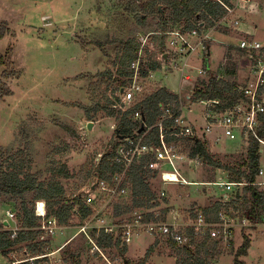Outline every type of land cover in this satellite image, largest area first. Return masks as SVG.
Returning a JSON list of instances; mask_svg holds the SVG:
<instances>
[{
  "label": "rangeland",
  "instance_id": "1",
  "mask_svg": "<svg viewBox=\"0 0 264 264\" xmlns=\"http://www.w3.org/2000/svg\"><path fill=\"white\" fill-rule=\"evenodd\" d=\"M129 1L0 0V33L5 34L4 38L0 39V56L5 55L8 62L7 67L0 68V81L5 82L12 91L11 96L0 101V146L16 149L21 144L22 148L29 144L35 162L33 171H39L42 178L49 176L48 170L66 165L71 178L59 180L65 189L66 200H73L76 197L83 199L85 197L83 191L98 179L91 175L87 178V175L101 163L99 159L110 151L116 129L115 119L107 118L101 112L95 121H88L84 111L76 105L90 106L94 97L97 95L99 98L105 91L104 85L96 91L97 94H91L93 84L99 81L96 76L108 69L114 71L113 61L119 58V53L129 39H136L141 46L147 47L146 52H141L144 65L151 58H156L162 65L161 71L150 72L148 80L141 77L140 83L152 93L161 87L163 78L167 77L163 83L171 92L180 94L185 122L196 129L198 139L205 144L206 137H202V131H205L207 126L206 110L210 107L203 101L193 102L196 88L202 83H207L212 75L217 79L235 83L238 89L246 88L255 81L254 62L248 58L249 54L239 50L237 45L246 37L259 41L264 47V8L254 7L248 13L237 14L236 17L241 18V25L238 28L235 26L230 28L229 23L227 26L216 23V30L209 29L211 38L208 45L209 50L212 49L209 62L211 67L214 65V70H211V75L204 72L205 74H201L200 77L196 70L204 69L202 59L206 56L205 52L201 56L197 52L186 60L185 54L180 56L173 54L168 41L164 52L160 51L156 40V31L159 29L157 15L148 18L146 24L142 26L138 24L135 14L128 11L137 7L135 3ZM184 25L186 24L179 26ZM202 25L205 26L204 22L200 26ZM179 26L171 27L169 32ZM243 30L248 34L243 33ZM212 31L214 32L211 33ZM185 64L188 65L187 68ZM6 69L15 71L18 76L12 80H4L3 73ZM151 73L154 75L153 78ZM115 88L119 90L118 83L111 84L108 89ZM214 100L225 104L221 99ZM89 123L93 124L90 129ZM59 124L67 125L71 132H66ZM216 131L218 130H214L215 134ZM219 134L218 132L216 135ZM226 141L223 138L220 147L223 152L217 151L219 147L214 148L212 152V147L210 153L224 164L232 166L241 163L248 148V139L244 141L237 139V144ZM181 143L174 149V153L181 157L174 158L177 169L187 181L198 183L202 180L204 186L165 185L161 180V171L160 177L151 184L155 194L159 195V201L163 202V204L160 202L162 208L157 207L161 217L168 222L171 219L177 220L184 226L194 221L193 214L196 210L201 211L202 205L209 206L223 199L222 196H218L220 187L212 185L217 182V170L201 161H192L188 157L187 145ZM206 146L210 150V147ZM261 151L262 174L258 181L263 184L264 145H261ZM169 168L170 166L167 171H170ZM221 176L225 177L222 174ZM242 188L233 186L228 190V195L233 197L232 194L240 193ZM162 189L165 190L167 198L160 196ZM128 194L121 201L125 200ZM1 203L5 208L0 205V225L4 223L9 225L7 213L10 212L15 214V220L10 222V225L17 227L21 232V226L16 219L15 204L8 201H0ZM165 204L169 208L168 206L166 208ZM163 208L167 210H160ZM109 213L112 211L105 213L108 215V221L118 219L115 214ZM232 219L236 227L232 231L231 244H225L223 254L213 264H234L237 249L243 244L245 228L247 229L245 234L249 235L251 240V247L247 256L240 260L244 264H264V222L255 231H250L248 226L243 228L240 226L250 225L248 222L240 221L239 218ZM84 222L75 216L73 226L61 227L59 236L57 235L59 231L56 232V237L44 236L43 242L50 246L46 252L53 251L64 242L68 243L75 238L78 228ZM158 241V249L153 248L149 254H145L144 246L151 242V238L138 240L136 243L143 244L142 252L138 253L140 251L137 250L134 255L127 254L128 264L164 262L175 264L174 248L164 238H159ZM68 245L72 253L79 255L81 264H127L126 259L114 248L103 250L108 261L99 254L93 257L90 254V245L83 235H78ZM23 249L21 246L19 250L13 252L16 259L24 260L30 256ZM65 251L66 249L57 254L62 256L64 264L65 258L68 259Z\"/></svg>",
  "mask_w": 264,
  "mask_h": 264
},
{
  "label": "trees",
  "instance_id": "2",
  "mask_svg": "<svg viewBox=\"0 0 264 264\" xmlns=\"http://www.w3.org/2000/svg\"><path fill=\"white\" fill-rule=\"evenodd\" d=\"M131 1L137 7L128 11L135 14L138 24L144 26L148 18L157 15L159 29L156 31V40L159 43V50L162 52H164L168 39L165 33H168L171 27L186 24L183 28L186 31H191L198 29L199 22H204L206 28H211L226 15V10L223 7L207 0H147L144 2L143 0H130L129 3ZM225 1L229 2V0ZM159 8H162V10ZM199 30L202 31V29ZM4 35V33H0V39H3ZM206 46L208 49L210 48L208 43H206ZM140 47L138 40L129 39L125 43L122 52L119 53V58L113 61L114 71L108 69L96 76L99 81L93 84L94 88L91 94H97L96 91H99L104 85L106 86L105 91L100 94L99 98L96 95L90 106L76 105L84 111L88 121H95L101 112L107 118L116 120L111 149L105 153L101 163L95 167L93 172L88 173L87 178L91 175V177H98V179L111 182L115 174L121 173L123 166L116 162V157L119 147L126 146L128 141L140 140L142 146L154 150L143 155L140 159H135L127 171L124 186L129 194L125 200L114 206V214L118 218L129 216L136 210H151L160 207L159 195L155 194L151 184L153 180L159 177L160 173L159 170H155L153 167L157 162V151L161 146L157 123L166 109L170 108L173 113L177 114L182 108L179 95L164 87H160L152 93L144 94L125 109L119 98L118 89H108L114 83H118L119 87H125L129 83V78L133 76L131 64L137 60ZM248 58H251V56H248ZM7 63L6 56L1 55L0 68L7 67ZM145 66L146 69L141 71L143 77H148L150 72L156 73L162 69V65L156 58H151ZM210 67L208 51L203 59V68L210 74ZM17 76L18 74L15 71L9 69H6L3 73L4 80H12ZM11 95L12 91L7 84L0 81V101ZM263 95L264 85L259 89L260 98ZM242 97L243 95L239 93L235 83L217 79L212 75L207 83H202L200 87L196 88L193 102L221 99L225 102L226 107H229L237 103ZM119 107H122V109ZM136 113L140 114L141 120L134 119ZM142 117H145V123H142ZM259 119L260 127L256 135L264 140V114H261ZM143 124L145 129L139 133ZM173 124L172 120L164 123V129L168 134L166 138L168 145L178 146L180 142H182V145L186 144L188 157L192 161H201L214 170L226 171L229 175V183L243 187L241 192L236 194L228 203L216 201L201 212H195L193 220L202 213L207 222L216 223L219 220L220 213H225L230 218H239L240 221L248 222L252 225L249 230L255 231L257 226L264 222V187H261L262 185H259L260 182L258 181L261 176V144L256 135H250L245 158L240 161L241 163L231 166L218 161L210 153L207 144L196 137L178 139L170 136ZM59 127L66 132H71L67 125L59 124ZM30 149L29 144H26L25 148H22L21 144L16 149L0 146V201L15 204L16 219L22 229L15 239L11 238L9 232L0 233V254L7 260H11V254L19 250L21 246L24 248L25 253L31 257L42 255L50 249L49 244L43 242L45 233L38 230L41 225V218L35 215L36 202L45 201L47 218L56 219L61 227L73 226L72 221L75 216L83 222L93 215L92 209L85 205L81 197L66 200L65 189L59 180L71 178L68 167L63 165L58 169L48 170L49 176L42 178L39 171H33L35 162ZM153 218L154 215L149 214L146 216V221ZM162 220L165 221L164 218ZM0 228H2V225H0ZM245 230L247 229H243V244L237 249L234 264H244L240 259L247 256L251 247L250 237L245 234ZM187 240V243L183 246L173 241H166L176 252V264H213L215 260L221 257L225 249L223 239H214L209 236L197 238L190 229L187 232ZM97 245L105 251L114 248L125 259L127 249H121L120 241L115 239L114 235L101 232L97 237ZM68 246L63 249H66L65 253L68 255V259L65 258L64 260L65 264L67 262L69 264H81L79 255L72 253ZM45 262L47 260H38L33 264H45Z\"/></svg>",
  "mask_w": 264,
  "mask_h": 264
},
{
  "label": "built area",
  "instance_id": "3",
  "mask_svg": "<svg viewBox=\"0 0 264 264\" xmlns=\"http://www.w3.org/2000/svg\"><path fill=\"white\" fill-rule=\"evenodd\" d=\"M207 1L220 5L226 10V15L218 22V24L221 23L223 26H227L229 23L228 26L230 28L234 26L236 28L240 27L241 18L236 17L237 14L242 12L248 13L250 10H253L254 7L264 8V0H229V2L225 0ZM201 23L202 22L198 23V29L191 31H186L183 26H179L178 28L173 29V31L165 33L168 37L167 41L169 43V48L170 50H173L172 52L174 55L180 56L181 54H185L187 60L197 52L198 55L201 56V54L204 55V52L206 54V52L209 51L206 46V43H208V40L211 38L209 34L211 30L209 29L212 28L213 30H216L217 27L213 26L211 28H206V26H200ZM199 29H202V31ZM213 32L214 31L211 33ZM237 46L251 56L250 59L254 62L253 75L255 76V81H252L246 88L238 89L243 97L237 103L229 107H226V105L219 100L203 101V103H206L207 107L210 108L206 110L207 126L205 131H202V137L216 135L219 132L220 134L217 135L216 142H220L223 138L229 142H236L237 139L243 141L244 139L249 140L251 134L256 135L257 130L260 127L259 116L264 114V95L261 98L259 96V89L264 85V58L262 55L264 47L257 40L246 38H242ZM146 50L147 47L145 45L140 47L137 60L131 64L133 76L129 78V83L125 87H120L121 90H118L119 98L121 99L124 109L135 103L144 94L150 93L147 88L140 83V79L143 77L141 71L142 69H146V67L143 68L145 65L141 52L144 53ZM199 59L201 60V57H199ZM187 67L188 65L185 64V68ZM196 71L197 75L200 77L201 74L207 73V71L202 68L201 70ZM181 72H185V70H181ZM151 76L152 78L154 77L152 73ZM144 78L145 80L147 79V77ZM188 81H190V78H188ZM119 108L122 109V107ZM134 119L141 120L140 114L136 113ZM169 120H172L174 123L170 136H174L178 139L198 138V132L196 129L185 122L182 116V108L177 114L173 113L170 108L166 109L157 123L161 146L157 151V162L153 167L155 170L161 171V180L165 185H189V183L181 176L175 164L174 158L181 159V157L174 153L175 146L168 145L166 142L168 134L164 129V123ZM214 128L218 130L216 131V134L214 133ZM257 139L261 145H264L263 139L258 137ZM153 151L152 148L142 146L140 140L128 141L126 146L119 147L118 155L116 157V162L123 166V171L115 174L111 182L96 179V181L83 191L85 194L83 202L87 207L92 209L93 215L86 219L84 224L78 228L76 237L78 235H83L86 238L91 248L90 254L93 257L99 254L100 257L105 259V261L107 260L103 249L97 245V237L101 232L114 235L115 239H119L121 249L130 246L139 234L148 235L156 240L164 238L165 241H173L178 245L183 246L188 241V229L192 230L194 236L197 238L209 236L214 239H223L225 244L231 242L233 235L232 231L236 225H234V220L225 213H220L219 220L216 223L207 222L204 215L200 213L194 221H191L184 226L178 223L177 220L170 222H168V220L164 221L158 211L148 210L134 211L129 216H125L126 218H118L119 220L114 218L108 221L109 218L108 215L105 214L106 211H112L109 215H114V206L128 193V190L124 186L127 179L128 168L131 166L134 159H140L143 155ZM100 160L101 159H99V161ZM168 166H170V171H167ZM261 184L262 183L259 185ZM216 185L239 186L238 184H226L222 182H219ZM262 185H264V183ZM160 196L166 198V192L162 191ZM228 202L229 201H224L223 203ZM150 213L154 215V218L150 221H146V216ZM35 215L36 217L41 218V225L38 230L44 232L45 236H55L56 232L61 229V226L57 225L56 219L47 218V205L45 201L36 202ZM7 217L9 225H5L4 223L2 228H0V233L9 232L11 238L15 239L20 231L17 227L10 225V222L15 220V214L8 212ZM243 224L245 223L243 222ZM240 226L242 228L247 226V228L252 227V225ZM69 243L70 242L66 243L55 252H45L36 257L29 256L24 260L16 259L13 253L11 254V260H7L1 255L2 262L0 264H22L27 262L33 264L38 260H47L45 264H64L62 256L56 254L62 252Z\"/></svg>",
  "mask_w": 264,
  "mask_h": 264
},
{
  "label": "crops",
  "instance_id": "4",
  "mask_svg": "<svg viewBox=\"0 0 264 264\" xmlns=\"http://www.w3.org/2000/svg\"><path fill=\"white\" fill-rule=\"evenodd\" d=\"M250 14V13H249ZM243 33H245V34H248L247 33V31H242ZM244 38V37H243ZM246 38V37H245ZM216 50H214L213 51V53H214V56L216 57V52H215ZM209 55H210V57L212 56V49H211V51L209 50ZM211 62H212V58H211ZM214 66V65H213ZM210 67L211 68V70L214 68V67ZM214 70V69H213ZM167 78V77H166ZM166 78H163V80H162V85H161V87H164V88H167L166 86H165V84L163 83L164 82V80L166 79ZM219 79H221V78H219ZM168 89V88H167ZM169 90V89H168ZM170 91V90H169ZM177 95H180L179 93L177 94ZM216 137H217V135H211V136H206V138H205V141H206V143H207V145L210 147V152H211V148L213 147V150H212V152L215 150L214 148H216V147H219V150H217L219 153L220 152H223V149H221L220 147L222 146V144H223V140H221L220 142H216ZM203 140V139H202ZM227 142V141H226ZM229 142V141H228ZM230 143H235V144H237V142H230ZM211 144V145H210ZM261 153H262V151H261ZM263 170V169H262ZM216 174H217V182H216V184L217 183H219V182H222V183H226V184H228L229 183V175H228V173L226 172V171H223V170H217L216 171ZM221 174L222 175H224L225 177H223V176H221ZM185 179V178H184ZM186 180V179H185ZM187 181V180H186ZM187 182H189V181H187ZM215 183L214 184H212L213 186H217ZM176 186H182V187H191V185H193V186H204V184H202V180H200V182H198V183H191V182H189V185H181V184H175ZM222 188V189H220V188ZM231 187H233V186H219L218 185V188H219V194L220 195H218V196H222V199L223 200H219V201H222V203L224 202V201H230V200H232V198H234V196H235V194H232L233 195V197L232 196H229L228 195V190H230V188ZM164 189H162V191H163ZM161 191V192H162ZM165 191V190H164ZM233 193V192H232ZM167 198V197H166ZM2 202V201H1ZM161 202V201H160ZM162 204H163V202H161ZM2 207H4V204L3 203H1L0 204ZM162 206V205H161ZM167 204H165V207L167 208ZM210 206V205H209ZM202 207V210L204 209V208H206V207H208V204L207 205H202L201 206ZM5 208V207H4ZM159 208H162V207H159ZM168 208H169V206H168ZM157 210H159V209H157V208H155V209H151V210H148V211H157ZM160 210H167V209H160ZM201 210V211H202ZM201 212L200 210H196V212ZM151 214V213H150ZM171 221H172V219H171ZM60 232H61V229L59 230V232L57 233V235L59 236V234H60ZM57 235H55V237L57 236ZM78 237V236H77ZM76 238V237H75ZM75 238H73V239H75ZM141 238H151V242L149 243V244H147L146 246H144V249H143V244H141V243H136V242H138V240H140ZM73 239H71V240H73ZM154 238H152V237H150V236H148V235H145V234H139V235H137V237H136V239L133 241V243L130 245V246H128V247H126V249H127V253H126V255L128 254V256H130V254L131 255H134L136 252H138L137 250H139L140 252H138V253H141L142 252V249L143 250H145L146 251V253L145 254H147L148 252H150L149 251V249H158V245H159V242L156 240V239H154ZM70 240V241H71ZM69 241V242H70ZM66 243L64 242L61 246H59V247H57L55 250H53V252H55V251H57L59 248H61V247H63L64 245H65ZM138 244V245H137ZM147 249V250H146ZM59 254V253H58ZM57 255V254H56ZM125 258H126V256H125ZM173 261H175L174 259H173ZM2 262V260H1V256H0V263ZM126 263L128 264L129 263V260L126 258ZM166 262H164V263H162V264H165ZM176 264V263H175Z\"/></svg>",
  "mask_w": 264,
  "mask_h": 264
},
{
  "label": "water",
  "instance_id": "5",
  "mask_svg": "<svg viewBox=\"0 0 264 264\" xmlns=\"http://www.w3.org/2000/svg\"><path fill=\"white\" fill-rule=\"evenodd\" d=\"M160 9V8H159ZM166 58V57H165ZM142 123H145V117H142ZM92 123H89V129L92 127ZM145 129V126H144V124H143V126H142V128H141V130H140V132L139 133H141L143 130Z\"/></svg>",
  "mask_w": 264,
  "mask_h": 264
},
{
  "label": "bare ground",
  "instance_id": "6",
  "mask_svg": "<svg viewBox=\"0 0 264 264\" xmlns=\"http://www.w3.org/2000/svg\"><path fill=\"white\" fill-rule=\"evenodd\" d=\"M135 160V159H134ZM133 163V162H132ZM130 168V167H129ZM129 168H128V170H129ZM126 259V258H125ZM125 263H126V261H125Z\"/></svg>",
  "mask_w": 264,
  "mask_h": 264
}]
</instances>
